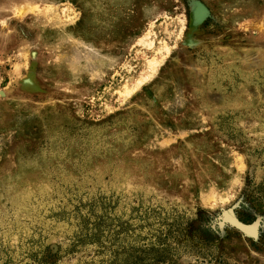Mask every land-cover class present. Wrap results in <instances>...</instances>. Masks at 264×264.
<instances>
[{"label": "rangeland", "instance_id": "1", "mask_svg": "<svg viewBox=\"0 0 264 264\" xmlns=\"http://www.w3.org/2000/svg\"><path fill=\"white\" fill-rule=\"evenodd\" d=\"M262 214L264 0H0V264H264Z\"/></svg>", "mask_w": 264, "mask_h": 264}, {"label": "flooded vegetation", "instance_id": "2", "mask_svg": "<svg viewBox=\"0 0 264 264\" xmlns=\"http://www.w3.org/2000/svg\"><path fill=\"white\" fill-rule=\"evenodd\" d=\"M244 205L245 203L242 201L240 202L238 208L244 211L245 213L244 215L249 216L250 212L244 209L245 208ZM231 208L232 209H227L226 211H221L219 214L215 215L214 217L213 216L211 217L210 215L200 216L201 219L196 228L197 229L196 231H199L201 233V237H200L201 241L203 242L205 241L209 243L211 240L229 238V234L227 233V229L230 227L228 221L234 220V217H236L240 221L243 220L239 216L238 213L239 211L237 206L233 205ZM263 224H264L263 214L262 216L255 215V219L247 224V227H249L248 232L251 233L252 235L259 236L260 242H262V235L264 234Z\"/></svg>", "mask_w": 264, "mask_h": 264}, {"label": "water", "instance_id": "3", "mask_svg": "<svg viewBox=\"0 0 264 264\" xmlns=\"http://www.w3.org/2000/svg\"><path fill=\"white\" fill-rule=\"evenodd\" d=\"M208 14L209 13H208V9L206 8V6L199 1H196L193 12H192L193 26L196 27L197 25L201 24L206 19ZM237 224L242 230L244 231L249 230V227L243 226L240 223H237Z\"/></svg>", "mask_w": 264, "mask_h": 264}, {"label": "bare ground", "instance_id": "4", "mask_svg": "<svg viewBox=\"0 0 264 264\" xmlns=\"http://www.w3.org/2000/svg\"><path fill=\"white\" fill-rule=\"evenodd\" d=\"M146 76H147V75H146ZM148 77H149V76H148ZM148 77H147V78H148ZM143 81H145V80H143Z\"/></svg>", "mask_w": 264, "mask_h": 264}]
</instances>
